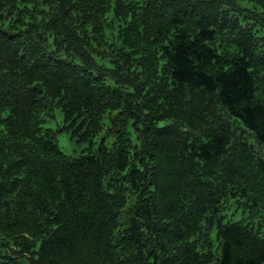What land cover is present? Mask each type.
<instances>
[{
    "label": "trees",
    "instance_id": "1",
    "mask_svg": "<svg viewBox=\"0 0 264 264\" xmlns=\"http://www.w3.org/2000/svg\"><path fill=\"white\" fill-rule=\"evenodd\" d=\"M252 138L264 0H0V264H264Z\"/></svg>",
    "mask_w": 264,
    "mask_h": 264
},
{
    "label": "rangeland",
    "instance_id": "2",
    "mask_svg": "<svg viewBox=\"0 0 264 264\" xmlns=\"http://www.w3.org/2000/svg\"><path fill=\"white\" fill-rule=\"evenodd\" d=\"M65 114L61 107H57L53 111V115L47 116V121L44 123L45 127L58 129L62 127L65 123ZM58 144L60 148L66 153L77 156L83 151H86L88 144L80 143L75 138L71 136V132L67 130L59 131L57 133ZM251 141L255 144L256 149L260 152L261 155H264V146H262L259 141L255 138H252ZM229 218L231 219H240L243 217L241 210L236 209V205L233 204L227 212Z\"/></svg>",
    "mask_w": 264,
    "mask_h": 264
}]
</instances>
